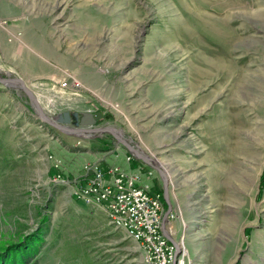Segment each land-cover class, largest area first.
<instances>
[{"label":"rangeland","instance_id":"1","mask_svg":"<svg viewBox=\"0 0 264 264\" xmlns=\"http://www.w3.org/2000/svg\"><path fill=\"white\" fill-rule=\"evenodd\" d=\"M13 77L49 118L98 111L93 127L159 164L186 264H264V0H0V79ZM36 108L0 80L1 263L144 264L103 208L53 180L121 144ZM53 153L73 158L57 171Z\"/></svg>","mask_w":264,"mask_h":264},{"label":"built area","instance_id":"2","mask_svg":"<svg viewBox=\"0 0 264 264\" xmlns=\"http://www.w3.org/2000/svg\"><path fill=\"white\" fill-rule=\"evenodd\" d=\"M52 165L58 171L62 162L52 155ZM53 180L71 187L73 195L86 205L103 208L110 225L124 231L142 249L144 264H186L181 244L168 241L161 230V192L140 185L138 175L93 161L83 163L81 174L73 179L57 173Z\"/></svg>","mask_w":264,"mask_h":264},{"label":"water","instance_id":"3","mask_svg":"<svg viewBox=\"0 0 264 264\" xmlns=\"http://www.w3.org/2000/svg\"><path fill=\"white\" fill-rule=\"evenodd\" d=\"M2 82L6 83H14L18 84L21 89L26 93V95L29 97L30 101H34V96L31 93V91L26 87L24 82L18 78H2L0 79ZM41 121L44 123H48L52 125L53 127L65 131V132H87V133H110L112 136L116 139V141L127 147L133 154H135L133 151L136 150L139 152L138 154H135V156L139 159H142L144 162H146L151 168L155 169L162 179V187H163V193H164V199L168 203V210L165 213V217H167L168 212L170 210V203L168 201V187H167V176L163 172V170L160 168L159 164L156 161L150 160L147 158V154H145L140 147H136L134 145H131L121 134V131L117 130L114 127L108 126V127H93L95 122L101 118V113L98 111L92 112H83L81 115H79L76 112L70 113L69 111H64L62 113H59L55 116L48 117L45 115L40 106H37L36 113H35ZM69 124H73L74 127H69ZM164 222L162 223V230L164 227ZM164 236L167 238L166 234ZM173 242V241H172ZM179 253V248H177V254Z\"/></svg>","mask_w":264,"mask_h":264},{"label":"crops","instance_id":"4","mask_svg":"<svg viewBox=\"0 0 264 264\" xmlns=\"http://www.w3.org/2000/svg\"><path fill=\"white\" fill-rule=\"evenodd\" d=\"M101 149H95V152H88L87 155L80 157L79 159L75 160L71 166L67 167V171L72 173L73 175H80L81 174V167L85 162H93V161H100L104 168L109 167L110 165L118 166L123 171H126L130 174H136L139 176L138 183L140 185L146 186L150 191H159L162 194L161 201L166 202L167 208L168 203L164 199V193L162 190L159 189V180L155 176L154 169L141 162L139 159H135L129 153L128 149L124 146L116 144L115 147L109 146L108 148L100 147ZM55 158L61 160L62 163H68L73 158V155H65L60 157L59 154L53 153L52 154ZM81 182H84L82 179ZM163 202V203H164ZM170 203V201H169ZM164 205V204H163ZM168 210V209H167ZM167 212V211H166ZM165 215L163 211V216ZM168 217V216H167ZM167 217H163L164 227H163V234H166L168 241L175 242L178 236H174V231L171 230L170 227L167 229L165 228V223ZM162 230V229H161ZM188 230V229H187ZM188 236V235H187ZM190 241V240H189Z\"/></svg>","mask_w":264,"mask_h":264},{"label":"trees","instance_id":"5","mask_svg":"<svg viewBox=\"0 0 264 264\" xmlns=\"http://www.w3.org/2000/svg\"><path fill=\"white\" fill-rule=\"evenodd\" d=\"M30 244H31V246L30 245H27V248H31V250L33 249L32 247L35 245L33 242H30ZM26 245V244H25ZM2 248V247H1ZM5 248H6V246H5ZM4 248V249H5ZM26 248V249H27ZM25 249V248H24ZM26 249H25V251H26ZM3 250V249H2ZM4 251V250H3ZM3 251H0V264H2L1 262L3 261V260H5L6 261V257H8L7 255H9L11 252H9V253H7L8 252V250H6L7 252L5 253L6 255H3L2 254V252ZM31 254H33V253H31ZM23 257V259H21V262L20 261H18L17 262V260H15V261H9V263L8 264H26L27 263V260H26V257L27 256H29L27 253L25 254V255H22ZM25 258V259H24ZM31 264H34V262L33 263H31Z\"/></svg>","mask_w":264,"mask_h":264},{"label":"bare ground","instance_id":"6","mask_svg":"<svg viewBox=\"0 0 264 264\" xmlns=\"http://www.w3.org/2000/svg\"><path fill=\"white\" fill-rule=\"evenodd\" d=\"M35 99V98H34ZM35 104H36V106H38V104H37V101H36V99L33 101ZM135 154H138L139 152H137L136 150H134L133 151ZM149 159V158H148ZM151 160V159H150Z\"/></svg>","mask_w":264,"mask_h":264}]
</instances>
